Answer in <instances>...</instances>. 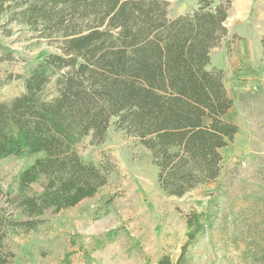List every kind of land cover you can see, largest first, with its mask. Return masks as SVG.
<instances>
[{"label":"trees","instance_id":"trees-1","mask_svg":"<svg viewBox=\"0 0 264 264\" xmlns=\"http://www.w3.org/2000/svg\"><path fill=\"white\" fill-rule=\"evenodd\" d=\"M168 5L0 0V16L58 42L61 51L30 69L21 95L0 101V161L42 154L21 173L16 194L5 192L0 178V264H13L11 236L38 230L48 212L72 208L108 184L112 167L84 159L77 145L89 136L104 143L112 123L150 152L167 195L183 197L218 181L221 150L240 132L228 119L235 101L226 72L209 68L212 51L227 44L232 1L200 0L174 18ZM261 47L264 56V34ZM12 59L11 52L0 55V63ZM210 218L185 213L188 238L176 264L187 263ZM159 264L173 263L164 255Z\"/></svg>","mask_w":264,"mask_h":264},{"label":"rangeland","instance_id":"rangeland-1","mask_svg":"<svg viewBox=\"0 0 264 264\" xmlns=\"http://www.w3.org/2000/svg\"><path fill=\"white\" fill-rule=\"evenodd\" d=\"M199 1L169 0L168 14L191 13ZM231 1L230 50L224 43L213 58L227 71L235 101L228 119L240 132L221 150L218 181L183 197L167 195L150 152L112 123L104 143L93 144L89 136L77 145L84 159L112 167L108 184L72 208L48 212L38 230L11 236L13 264H159L164 255L176 264L188 238L185 213L192 210L209 212L211 218L190 247L186 264H264V0ZM5 52L13 59L0 63V101L8 102L25 91L24 78L32 67L61 51L58 42L4 14L0 55ZM239 85L248 90L238 94ZM41 156L2 159L5 192L16 194L21 173Z\"/></svg>","mask_w":264,"mask_h":264},{"label":"crops","instance_id":"crops-1","mask_svg":"<svg viewBox=\"0 0 264 264\" xmlns=\"http://www.w3.org/2000/svg\"><path fill=\"white\" fill-rule=\"evenodd\" d=\"M217 49V48H216ZM215 50V49H214ZM213 50V51H214ZM213 51H212V54H211V65L209 66V68H212V67H219V68H223V67H221L220 65H217L215 62H214V58H213ZM224 69V68H223ZM225 70V69H224ZM225 72L227 73V71L225 70ZM227 75V74H226ZM245 85H242L241 87H240V85L238 86V88H236L237 90H238V94H240V93H242L243 91H247L248 90V88H246V86L244 87ZM250 87V86H249ZM245 88V89H244ZM251 89L253 88L252 86L250 87ZM249 88V89H250ZM227 89H228V87H227ZM228 92H229V90H228ZM229 95L234 99V95L232 96V94L229 92ZM238 135V134H237Z\"/></svg>","mask_w":264,"mask_h":264}]
</instances>
